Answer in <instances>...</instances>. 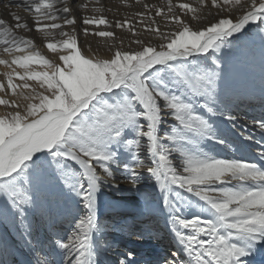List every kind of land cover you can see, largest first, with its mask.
I'll list each match as a JSON object with an SVG mask.
<instances>
[{"label":"snow or ice","instance_id":"snow-or-ice-1","mask_svg":"<svg viewBox=\"0 0 264 264\" xmlns=\"http://www.w3.org/2000/svg\"><path fill=\"white\" fill-rule=\"evenodd\" d=\"M93 2L99 4L85 0L79 9L87 12ZM0 3L11 21L0 17V65L10 69L3 73L6 83L0 80V105L8 109L0 114V222L11 221L25 239L36 231L35 213L42 219L50 211L44 205L54 192L75 208L71 230L57 234L47 249L26 239L35 264H54L49 257L55 264H103L98 194L105 185L119 187L113 166L133 187L147 173L144 179L159 190L148 193L142 211L164 216L180 247L154 264H254L257 253L264 255V118L252 121L260 140L237 127L238 117L221 100L223 69L215 55L230 37L264 25V0H211L216 16L196 30L191 20L208 17L173 0L166 11L145 3L146 11L114 21L102 6L78 20L70 0ZM78 22L86 39L104 38L105 55L79 43ZM138 25L159 43L145 39ZM113 29L130 34L127 45ZM33 30L55 59L41 52L36 37L20 34ZM209 50L211 56L189 60ZM34 63L45 70L31 69ZM17 96L26 103L11 98ZM246 142L258 148L254 159L261 163L212 154L234 144L238 151ZM132 257L129 251L117 264H138Z\"/></svg>","mask_w":264,"mask_h":264},{"label":"bare ground","instance_id":"bare-ground-1","mask_svg":"<svg viewBox=\"0 0 264 264\" xmlns=\"http://www.w3.org/2000/svg\"><path fill=\"white\" fill-rule=\"evenodd\" d=\"M185 1L192 5L194 3L195 7L200 8V15L208 17L207 20H191V26L195 30L206 25L208 20H212L213 15L216 16L217 14L216 10L211 7L210 3L201 6L197 4V0ZM83 2H85V0H70V3L78 10V20L81 16L93 15L94 13L90 10L92 7L102 6L105 9L103 15H105L110 21L123 19L126 16L131 18V16L137 12L146 11L143 7V4L145 3L162 7L165 11L167 10V0H142L141 3H137L136 0H128L131 5V15L127 10H124L121 7L124 5L121 0H99V4H95L94 2L90 3L89 11L87 12L79 9V5ZM4 3H7V0H4ZM173 3L185 2L184 0H173ZM21 15L27 16L28 14L21 11ZM95 15H100V13H95ZM151 15L154 16V11ZM0 17L10 21V17L7 15V10L3 7L2 3H0ZM190 17L191 14H189L187 18L190 19ZM181 18H186L183 13H181ZM155 20L161 28L168 27L165 25L162 17H155ZM145 23H147V21H145ZM83 27L84 26L78 22L76 26L77 32L79 33L80 30L82 32ZM138 29L142 32H146V30L139 25ZM66 30L68 29L66 28ZM115 30L117 32L122 31L120 29ZM249 30L250 27H248L247 32ZM247 32H245L244 35ZM20 34L29 37H36V43L41 52L49 59H55V57L40 44L41 37L35 33V30H33L32 33L21 31ZM252 36L251 40L253 41L254 39H252ZM80 40H83V43L84 40L88 41L92 45L93 51L99 50L100 55L106 54L104 38L89 36L86 39L83 35ZM80 40L78 38L79 42ZM158 43L159 42H156V44ZM101 47L104 48L103 51H100ZM209 52L210 53L208 54L211 56L213 54L212 50H209ZM215 55L225 58L230 62V65L238 76L237 80L244 78V80L249 81L250 86L246 89L249 93L245 92L240 95L231 93L229 97L223 100V103L227 104L231 109L232 114L238 117L237 127L242 125L245 135H251L253 141L260 140V131L257 127H253L252 121L253 119L259 120L264 118V79H259V76H263V72L244 70L235 65L231 60V56L228 54L227 45L222 48L220 52L215 53ZM221 63L223 64L222 60H220V64ZM30 68L35 71L45 70L41 65L35 63L32 64ZM16 70L23 72V70L19 68H16ZM6 71H10V69L0 65V80L5 81V83L6 79L3 76V73ZM246 83L248 84V82ZM24 91L28 92V90ZM0 95H4V93H0ZM5 98L9 97L5 96ZM11 98L15 99L17 103H26V101L20 96ZM7 110L8 109L4 106L0 105V114ZM212 119L216 120L217 118L213 117ZM228 128H232V125H228ZM229 139H233V137L229 136ZM213 143L214 142L211 141L208 142V147H211ZM251 143L253 142H246L245 145H241L238 151H234L236 148L235 144L232 148H229L226 151H221L220 148H217L216 152L212 154H217L218 158H239L243 156L248 162L261 163L254 159L258 148L250 149L247 146ZM141 156L144 157V154L142 153ZM113 168L116 171V184H118L119 187L117 188L111 184L105 185L102 188L101 193L98 194V217L100 224L104 226L102 228L103 237L100 239V247L102 251L99 259L103 264H117V259L123 258L118 257L121 255V251L124 250L127 253L129 252V248H132L134 254L132 258L136 259L138 264L146 262L154 263L159 255H167L169 252L177 251L180 246L168 232L165 224V217L159 214H153L152 212L142 211L141 205L144 204L147 199H150L148 193L157 195L159 192L158 189L152 187V180L144 179L148 174L142 173L141 184L136 186L140 188V191H137L136 187H133L128 182L127 177L123 174L122 168L118 170L115 169V166H113ZM108 195L111 197L110 200L106 199ZM44 207L50 209V211L46 213L42 219L39 212L35 213L34 222L36 224V231L33 232L32 237L22 239L17 229H13V226H11L12 224L8 225L5 222H0V237H2L0 264H29L30 261L31 264H35V259L33 254L29 251L26 239H31L32 244L37 247L39 246L37 242L40 241L43 243L45 249H47L52 241L56 239L57 234H63L65 231L71 230L72 215L74 214L75 208L70 201V198L66 196L60 198L55 197L54 200H48ZM136 227H140L141 230L139 231ZM130 233L134 234L130 235ZM141 233L142 235H137ZM50 237L51 239H49ZM108 245H110V247H108ZM116 246H119V252H115V250H117L115 248ZM180 256L187 261L188 257L185 253L180 252ZM40 258L44 259V256L41 255ZM49 259H52L55 264V257H49ZM254 264H264V255L257 253L254 257Z\"/></svg>","mask_w":264,"mask_h":264},{"label":"rangeland","instance_id":"rangeland-1","mask_svg":"<svg viewBox=\"0 0 264 264\" xmlns=\"http://www.w3.org/2000/svg\"><path fill=\"white\" fill-rule=\"evenodd\" d=\"M184 2L188 3L185 0H184ZM208 3L211 4V0H206V4H208ZM129 5H130V3H129ZM192 6L195 7L194 3ZM121 7L124 10H127L129 12V14L131 15V6L129 7V6L123 5ZM214 17L215 16L213 15V18ZM87 27L93 28L94 26L90 25ZM100 27L103 28L104 26H100ZM249 27H250V30L245 35L244 34L243 35L237 34V36H239L238 39L235 37L229 38L231 43L229 45H227L228 54H229V56H231L232 62L235 65L239 66L240 68H242L244 70L263 72V76L262 77L259 76V79H264V39H262V37H264V32L261 31L262 25L258 26V23H257V24H252ZM263 28H264V25H263ZM113 30L115 31L118 38L124 39V43H125V45H127L128 41L130 39V34L124 32V31L117 32L115 29H113ZM161 30L168 31L169 28L168 27H162ZM193 30H195V29L193 28ZM140 32L143 34L145 39H150L151 42L153 43V45H156V42H159L154 36H149V35H147L146 32H142V31H140ZM79 33H80V35H78V38L80 40V38L82 39L83 35H82L81 30ZM251 36H252V39H254L253 41L251 40ZM79 43L82 45H85V46L90 44L86 40H84V43H83V40H80ZM91 47H92V45H91ZM133 47H135V45H133ZM103 49L104 48L101 47L100 51H103ZM197 55H199V57L201 59L203 58L204 55L210 56V54H194V56L190 57L189 60L190 61L196 60ZM220 58L223 61V64L221 63V67L223 69V71L221 73V80L218 81V90H220V92H221V100L222 101L225 100L227 97L230 96L231 93H233L235 95H238V94L240 95V94L247 92L246 89H248V87L250 86L249 81L244 80V78L237 80L238 76L234 72L232 66L230 65V62H228V60H226L225 58H222V57H220ZM245 81L248 82V84ZM14 83H21V82L18 79L14 78ZM29 84H35V82L29 81ZM18 91H19V89H18ZM247 93H249V92H247ZM141 159H144V157L141 156ZM145 162L147 163L148 161L145 160ZM141 190H144V189H141ZM55 197L60 198V197H64V195L59 194L58 192H54L50 196L49 201L51 199L54 200ZM106 199L110 200L111 197L108 195ZM70 201L72 202L71 199H70ZM4 222L8 225L12 224L11 221H4ZM11 226H13V224ZM136 228L139 231L141 230L140 227H136ZM13 229H16V228L13 227ZM0 247H2V237H0ZM115 248L117 249V250H115V252H119V250H120L119 246H116ZM132 250H133L132 248H129V251H132ZM125 253H126V251H124V250L121 251V255H123ZM121 255L118 257H123ZM142 264H154V263L146 262V263H142Z\"/></svg>","mask_w":264,"mask_h":264}]
</instances>
